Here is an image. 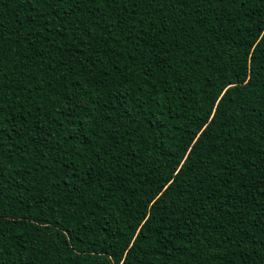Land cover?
I'll return each instance as SVG.
<instances>
[{"label": "trees", "instance_id": "1", "mask_svg": "<svg viewBox=\"0 0 264 264\" xmlns=\"http://www.w3.org/2000/svg\"><path fill=\"white\" fill-rule=\"evenodd\" d=\"M0 176V264H264V0H0Z\"/></svg>", "mask_w": 264, "mask_h": 264}, {"label": "snow or ice", "instance_id": "2", "mask_svg": "<svg viewBox=\"0 0 264 264\" xmlns=\"http://www.w3.org/2000/svg\"><path fill=\"white\" fill-rule=\"evenodd\" d=\"M59 2L60 3H63L64 2V0H59ZM74 2H78V0H74ZM70 15V14H69ZM138 23V22H137ZM144 23H147V19L145 18V20H144ZM224 79H227V77L225 76L224 77ZM74 111V110H73ZM69 178H71V177H69ZM0 179H3V177L2 176H0ZM174 181H169V183H173ZM121 264H124V261H121Z\"/></svg>", "mask_w": 264, "mask_h": 264}]
</instances>
